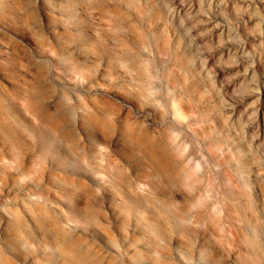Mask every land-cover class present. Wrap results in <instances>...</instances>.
<instances>
[{
	"label": "rangeland",
	"instance_id": "374dc122",
	"mask_svg": "<svg viewBox=\"0 0 264 264\" xmlns=\"http://www.w3.org/2000/svg\"><path fill=\"white\" fill-rule=\"evenodd\" d=\"M0 264H264V0H0Z\"/></svg>",
	"mask_w": 264,
	"mask_h": 264
}]
</instances>
